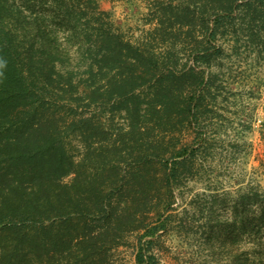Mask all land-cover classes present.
<instances>
[{
  "label": "trees",
  "instance_id": "trees-1",
  "mask_svg": "<svg viewBox=\"0 0 264 264\" xmlns=\"http://www.w3.org/2000/svg\"><path fill=\"white\" fill-rule=\"evenodd\" d=\"M84 1L97 10L95 0H0V264H105L135 233L138 264H155L147 255L168 231L175 190L209 152V140L178 147L176 132L210 120L222 127L225 112L245 117L244 98L256 96L251 83L264 65V0H165L152 7L142 42L104 34L101 24L88 30L97 46L87 52V92L78 107H60L62 95L80 93L85 80L62 72L69 57L48 17L63 11L77 33L70 4ZM156 45L164 46V57ZM187 49L192 64L181 67ZM105 101L113 116L127 117V127L78 116ZM239 125L252 129L248 121ZM70 134L83 144L80 160L70 151ZM251 205L260 208L264 226V196L250 191L236 201L228 235L254 239V259L264 264V241L257 240L264 229L241 216Z\"/></svg>",
  "mask_w": 264,
  "mask_h": 264
},
{
  "label": "rangeland",
  "instance_id": "rangeland-1",
  "mask_svg": "<svg viewBox=\"0 0 264 264\" xmlns=\"http://www.w3.org/2000/svg\"><path fill=\"white\" fill-rule=\"evenodd\" d=\"M95 1L99 5L97 10L85 1L81 4H70L74 19L77 16L80 18L76 22L74 20L78 28L77 33L71 31L73 27L64 20L63 11L59 10L53 17H48L51 27L56 31L58 47L69 57L62 72L73 71L75 82L85 80L81 83L80 93L72 90L62 95L63 98L59 100L60 107L63 104H66V107L77 104L78 107L83 102H77L79 96H82L85 90L87 92L86 70L91 62L87 52L97 46L87 39L85 34L90 32L88 30L102 25L101 31L104 34H122L125 40L142 42L152 28V7L154 9L158 1L165 0ZM50 8L46 5L42 11L49 16L52 10ZM97 39L95 36L94 40ZM156 50L161 57L167 53L163 45H156ZM189 51H182L181 67L185 63L192 64ZM253 80L251 84L256 90V96L244 98L245 117H240L232 111L225 112L227 119L222 127L218 128V122L210 120L201 121L198 130L184 128L176 132L173 141L178 147L198 146L201 142L209 140V152L205 157L198 159L187 177L183 178L180 187L175 190L173 210L166 214L170 216L168 231L155 238L147 255L155 256V264H234L236 260L256 264V241L244 234L237 241H232L228 235V226L234 219L233 208L239 196L250 191L264 196V65L255 72ZM102 83L105 84V81ZM112 112V103L105 101L98 108L78 110V116H99L107 124L112 121L111 127L116 129L128 126L127 117L113 116ZM242 120L250 122L252 129L241 127L239 122ZM215 125L216 129L213 130L212 126ZM165 132L171 134L170 130ZM67 142L75 160H80L84 150L80 139L70 134L67 136ZM72 178L73 175L64 180L71 182ZM241 216L253 220L258 228L264 229L257 205L249 206ZM156 221L157 218L153 214L149 222ZM138 236L135 233L123 241L120 247L111 252L105 264H138ZM257 240L264 241V234L258 235Z\"/></svg>",
  "mask_w": 264,
  "mask_h": 264
},
{
  "label": "clouds",
  "instance_id": "clouds-1",
  "mask_svg": "<svg viewBox=\"0 0 264 264\" xmlns=\"http://www.w3.org/2000/svg\"><path fill=\"white\" fill-rule=\"evenodd\" d=\"M0 66H2V64H0Z\"/></svg>",
  "mask_w": 264,
  "mask_h": 264
}]
</instances>
